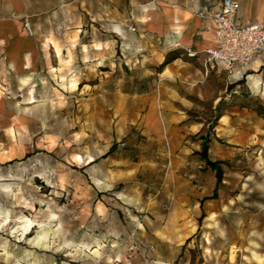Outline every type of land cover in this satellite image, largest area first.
Instances as JSON below:
<instances>
[{
    "label": "rangeland",
    "instance_id": "374dc122",
    "mask_svg": "<svg viewBox=\"0 0 264 264\" xmlns=\"http://www.w3.org/2000/svg\"><path fill=\"white\" fill-rule=\"evenodd\" d=\"M102 2L0 43V264H264L263 83L184 49L161 69L138 5L115 29Z\"/></svg>",
    "mask_w": 264,
    "mask_h": 264
},
{
    "label": "crops",
    "instance_id": "0c3cea01",
    "mask_svg": "<svg viewBox=\"0 0 264 264\" xmlns=\"http://www.w3.org/2000/svg\"><path fill=\"white\" fill-rule=\"evenodd\" d=\"M98 1L103 4V0H96ZM92 2L93 0H0V43L6 44L11 56L20 57L25 52L34 53L37 43L25 35L21 22L23 19L29 21L34 28L40 26L41 21L56 19L62 6L88 7ZM130 2L140 8V14L139 12L137 14L138 23L152 39H157L163 45L165 53H162V59H165L167 52L185 50L187 47L201 52L214 41L210 20L202 17L199 10L202 6L208 5L211 13L218 12L222 8L221 0H130ZM113 5V27L121 29L123 25L117 22L121 0H113ZM240 5L238 12L240 23H245L248 19L264 20V0H240ZM130 26L134 27L132 23ZM175 43H179L180 47H174ZM185 55L188 56L186 51ZM188 58L189 61L202 62L201 53ZM263 66L264 50L255 56L248 69L252 73L246 76L253 84L258 80L257 86L253 85L255 89L261 87L260 82L264 86ZM260 70L263 73L261 77L258 73Z\"/></svg>",
    "mask_w": 264,
    "mask_h": 264
},
{
    "label": "built area",
    "instance_id": "2783aa9c",
    "mask_svg": "<svg viewBox=\"0 0 264 264\" xmlns=\"http://www.w3.org/2000/svg\"><path fill=\"white\" fill-rule=\"evenodd\" d=\"M221 2L222 8L218 12L211 13L208 5L202 6L199 10L202 17L210 20L213 43L201 52L187 47L186 54L189 57H196L201 53L206 73L219 65L229 72H237L236 68L245 72L250 68L255 56L264 50V20L248 19L245 23H240L238 20L240 0ZM26 30L29 35H33V27L29 22L26 23Z\"/></svg>",
    "mask_w": 264,
    "mask_h": 264
},
{
    "label": "trees",
    "instance_id": "16d2710c",
    "mask_svg": "<svg viewBox=\"0 0 264 264\" xmlns=\"http://www.w3.org/2000/svg\"><path fill=\"white\" fill-rule=\"evenodd\" d=\"M173 53H174V55L171 58H168L166 56L165 60L159 65V67L161 69H163L167 64H169L171 61L175 60L178 57V55L175 54V51L171 52V54H173ZM168 54H170V53H168ZM240 80H238L236 82L237 85H239L241 82H243V81H240ZM232 87H233V85L231 86V88ZM263 109H264L263 105H259L258 106V112L260 114H262V115H264V110ZM112 150H113V147L110 148L108 152H111ZM208 150H209V141L207 139H205L204 142L202 143V149L200 150V155H201L202 159L205 160L207 166L215 171L217 180L219 182L222 179V174H223V169H222V166H221L222 162L221 161H217V160H212L209 157Z\"/></svg>",
    "mask_w": 264,
    "mask_h": 264
},
{
    "label": "bare ground",
    "instance_id": "6f19581e",
    "mask_svg": "<svg viewBox=\"0 0 264 264\" xmlns=\"http://www.w3.org/2000/svg\"><path fill=\"white\" fill-rule=\"evenodd\" d=\"M257 84H258V80H257V81H255V83H254L255 87L257 86Z\"/></svg>",
    "mask_w": 264,
    "mask_h": 264
}]
</instances>
